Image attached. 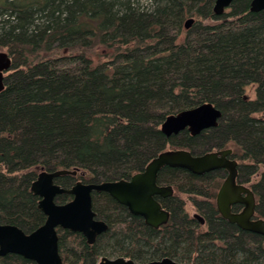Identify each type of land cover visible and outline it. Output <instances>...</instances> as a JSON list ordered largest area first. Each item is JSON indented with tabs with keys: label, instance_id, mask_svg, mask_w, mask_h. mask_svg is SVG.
Instances as JSON below:
<instances>
[{
	"label": "trees",
	"instance_id": "16d2710c",
	"mask_svg": "<svg viewBox=\"0 0 264 264\" xmlns=\"http://www.w3.org/2000/svg\"><path fill=\"white\" fill-rule=\"evenodd\" d=\"M149 2L0 0V48L11 58L0 90V223L29 232L44 222L30 190L40 168H78L88 181L115 180L143 169L166 144L198 153L205 151L196 149L200 143L229 142L242 163L251 162L239 173L256 172L264 162V9L232 0L216 15L214 0ZM186 16L195 22L191 28L183 24ZM206 101L221 111L216 126L195 135L182 131L183 144L161 131L166 115ZM72 179L61 175L56 183ZM221 180L217 170L197 175L162 167L157 181L175 194L159 199L170 211L159 228L107 192H93L92 208L107 229L93 243L57 229L63 263L96 264L105 255L140 263L169 256L194 264H264L262 235L209 205L202 206L203 229L185 209L183 198L209 200ZM254 188L264 218V170ZM70 199L61 193L55 201ZM0 264L35 262L8 252Z\"/></svg>",
	"mask_w": 264,
	"mask_h": 264
},
{
	"label": "water",
	"instance_id": "95a60500",
	"mask_svg": "<svg viewBox=\"0 0 264 264\" xmlns=\"http://www.w3.org/2000/svg\"><path fill=\"white\" fill-rule=\"evenodd\" d=\"M232 0H214L212 9L220 15L228 8ZM249 9H264V0H250ZM192 18L185 21L187 28ZM9 54L0 50V90L4 87V72L10 68ZM221 111L211 102H202L196 106L179 110L166 115L160 125L165 136L178 134L186 129L195 135L200 131L214 127L218 123ZM230 148L194 153L185 147L165 149L154 155L143 167L128 179L104 180L101 182L77 181L72 187L65 188L55 183L54 177L64 174H75L78 168H60L40 170L30 184V190L39 196L37 205L44 213V222L30 232L11 223H0V255L8 252L19 254L36 264H63L58 250L57 227L82 233L88 243H93L100 233L107 229V224L95 218L92 209L91 192L105 191L117 202L125 205L144 221L158 227L168 221L170 211L164 208L155 195L171 194L170 185H158L157 175L164 166L180 167L190 172L201 174L216 168H225L227 174L216 193V205L220 215L238 227L258 233L264 238V218H252L255 213L254 193L250 188L236 183L237 161L227 157ZM67 192L72 199L65 203H57V194ZM245 193V195H243ZM233 203H242L238 212L231 211ZM194 216L204 220L200 214ZM100 264H137L124 257H102ZM144 264H194L177 261L169 256L153 259Z\"/></svg>",
	"mask_w": 264,
	"mask_h": 264
},
{
	"label": "flooded vegetation",
	"instance_id": "af4514ba",
	"mask_svg": "<svg viewBox=\"0 0 264 264\" xmlns=\"http://www.w3.org/2000/svg\"><path fill=\"white\" fill-rule=\"evenodd\" d=\"M220 118V117H219ZM218 118V119H219ZM182 131H187L186 129H184V130H182ZM181 131V132H182ZM188 132V131H187ZM180 133V132H179ZM189 133V132H188ZM190 134V133H189ZM198 134V133H197ZM174 135H177V134H174ZM190 135H192V134H190ZM172 136V135H171ZM167 137V136H166ZM169 137V136H168ZM226 148H230L231 149V153L230 154H228L227 155V157L228 158H230V159H235L236 161H237V176H236V183H238V184H241V185H243V186H245V187H247V188H250L252 191H253V193H254V198H255V202H256V205H257V196H256V193H257V191L255 190V184H256V182H251V180H250V178H251V176H252V173H254L253 171H251V170H245V173H239V171L242 169L243 170V166H245V165H248V164H250V163H248V162H245V163H242L241 161H239V158H240V156H241V153L237 150V149H233L232 147H224V144L223 143H221L220 145H215V147L214 148H211V147H209V148H207V150H205V151H210V150H221V149H226ZM205 151H203V152H205ZM202 152V153H203ZM195 153V152H194ZM198 153H201V152H198ZM213 170H217V172H219V174L222 176V180L221 181H219V183H217L218 184V188L216 189V192H215V195L212 197V198H208L209 200H207V198H204V197H197L196 199L195 198H193V197H188V195L187 194H184V195H187L185 198H183V200H184V202H185V206H186V200H188L189 201V203L191 204V206L195 209V211L194 212H192V214L190 215L193 219H195V220H197V222L199 223V224H201V225H203L204 224V226L207 228V226H208V224H207V222H206V217H205V214H204V210L202 209V206H205V205H209L210 207H212L213 208V210H214V212H216V214L217 215H220V213H219V211H218V209H217V205H216V193H217V191H218V189H219V187H220V185H221V183L223 182V180L225 179V177H226V174H227V170L225 169V168H216V169H213ZM211 171V170H210ZM207 172H209V171H207ZM193 173V172H192ZM204 173V172H203ZM203 173H201V174H203ZM83 174L84 173H82L81 171H79V170H77V172L75 173V174H64V175H71L72 177H73V179H72V181L68 184V185H66V186H63V187H65V188H70V187H72V185H74L77 181H81V182H101V181H88V180H85V178L83 177ZM194 174H197V173H194ZM197 175H200V174H197ZM60 176L61 175H59V176H57V177H54V182L56 183V180L58 179V178H60ZM131 176V175H130ZM129 176V177H130ZM129 177H127V178H124V179H128ZM122 179V178H121ZM218 179V175H217V173H215V183H216V180ZM58 184V183H57ZM157 184L158 185H170L171 187H172V189H173V191H172V193L171 194H167V195H165V196H161V195H155V198L159 201V199H164V198H167L168 196H171V195H173V194H175V189H174V187L171 185V184H163V183H159L158 181H157ZM60 185V184H59ZM93 192H99V191H96V190H93L92 192H91V200H92V194H93ZM33 193V192H32ZM63 193H67V192H63ZM34 194V193H33ZM61 194V193H60ZM60 194H57V196L58 195H60ZM70 194V193H69ZM35 195V194H34ZM71 195V199H72V194H70ZM243 195H245V193H243ZM37 196V195H36ZM56 196V197H57ZM38 198H39V196H37ZM55 197V198H56ZM70 199V200H71ZM38 201V200H37ZM160 202V201H159ZM58 203V202H57ZM161 203V202H160ZM121 204V203H120ZM123 205V204H122ZM162 205V204H161ZM125 206V205H124ZM184 206V207H185ZM126 207V206H125ZM242 207H243V204L242 203H233L232 205H231V211L232 212H238V211H240L241 209H242ZM127 208V207H126ZM165 208V207H164ZM93 209V208H92ZM128 209V208H127ZM168 210V209H167ZM94 211V210H93ZM129 211V210H128ZM95 212V211H94ZM130 212V211H129ZM131 213V212H130ZM195 213H197V214H200L202 217H203V221L200 219V218H198V217H196V216H194V214ZM219 213V214H218ZM44 214V213H43ZM137 216H140V215H137ZM140 217H142V216H140ZM256 217H261V216H259L258 215V213H257V207L255 206V213H254V216L252 217V218H256ZM95 218H97V216H96V213H95ZM143 218V217H142ZM97 219H99V218H97ZM101 220H103V219H101ZM143 220H144V218H143ZM169 220V219H168ZM104 221V220H103ZM106 222V221H105ZM145 222V221H144ZM146 223V222H145ZM165 223H167V222H165ZM165 223H163V224H160L158 227H153V228H159L160 226H162V225H164ZM106 224H107V222H106ZM147 224V223H146ZM149 225V224H148ZM151 226V225H150ZM59 228H61V227H57L56 228V230L57 229H59ZM62 229H65V228H62ZM69 230V229H68ZM32 231V230H31ZM30 232V231H29ZM58 234V233H57ZM98 236V235H97ZM85 238V237H84ZM86 239V238H85ZM86 242H87V240H86ZM88 243V242H87ZM12 253V252H11ZM102 257H107V258H115V257H120V256H111V257H109V256H105V255H101V256H99V258H97V261H96V264H100V260H101V258ZM121 257H124V258H126V259H132V258H130V257H125V256H121ZM164 257V256H163ZM25 258V257H24ZM161 258V257H160ZM155 259H159V258H155ZM30 260V259H29ZM133 260V259H132ZM150 260H153V259H150ZM33 261V260H32ZM135 263H137V264H144L145 262H147V261H149V260H147V261H145V262H142V263H140V262H137V261H135V260H133ZM34 262V261H33ZM187 263H189V262H187ZM190 263H192V262H190ZM36 264V263H35ZM64 264V263H63Z\"/></svg>",
	"mask_w": 264,
	"mask_h": 264
},
{
	"label": "rangeland",
	"instance_id": "374dc122",
	"mask_svg": "<svg viewBox=\"0 0 264 264\" xmlns=\"http://www.w3.org/2000/svg\"><path fill=\"white\" fill-rule=\"evenodd\" d=\"M140 2L143 4V5H146V6H149L150 5V2H149V0H140ZM148 3V4H147ZM227 10H228V8H227ZM189 18H191V17H189V16H186L185 18H184V20H183V24L185 23V21L187 20V19H189ZM194 18H195V20H197V17H195L194 16ZM193 19V18H192ZM193 23H195L194 21L190 24V26H188L187 28H191L192 26H193ZM184 26H185V24H184ZM186 28V27H185ZM0 50H4V51H6V49L5 48H0ZM102 50H104L103 48H101V49H99L98 51H102ZM97 50H95L94 49V51H93V54H95L94 55V57L95 58H97L98 56H97V52H98ZM103 52V55L106 57V54H107V52H105V51H102ZM103 56L101 55L100 56V60H103ZM246 92L251 96V97H254V95H255V93H254V86H248L247 88H246ZM257 115H260V113L259 114H257ZM211 128V127H210ZM181 133V132H180ZM180 136V134L178 133L175 137V144H183L180 140H179V137ZM201 144V143H200ZM200 144H198V148H196V149H201V148H203V149H201V150H206L207 148H209V147H211V148H214L215 147V144H209L210 146H208V147H205V146H207V145H205V146H202L201 147V145ZM224 144V147H232L233 149H237L236 148V146L233 144V143H223ZM226 144V145H225ZM216 145H218V144H216ZM171 147L168 145V144H166V147H165V149H170ZM164 149V150H165ZM200 150V151H201ZM240 152V151H239ZM202 153V152H201ZM240 161V160H239ZM248 163H250V161H248ZM45 168H40V170H44ZM264 170V162H262V163H260L258 166H257V170H256V172H254V173H252V176H251V178H250V180H251V182H257L258 180H259V178H260V176H261V173H262V171ZM181 196H183V197H185L184 195H181ZM185 209L187 210V212H188V214L189 215H191L192 214V212H194L195 211V209L191 206V204L189 203V201L188 200H186V206H185ZM203 227V229L205 228L204 227V224L202 225Z\"/></svg>",
	"mask_w": 264,
	"mask_h": 264
}]
</instances>
